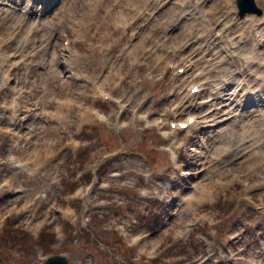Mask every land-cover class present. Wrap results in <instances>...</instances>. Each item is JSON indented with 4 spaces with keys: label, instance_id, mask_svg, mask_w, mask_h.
Returning <instances> with one entry per match:
<instances>
[{
    "label": "rangeland",
    "instance_id": "obj_1",
    "mask_svg": "<svg viewBox=\"0 0 264 264\" xmlns=\"http://www.w3.org/2000/svg\"><path fill=\"white\" fill-rule=\"evenodd\" d=\"M12 1L14 3L11 8L0 6L7 7L4 16L7 33L24 19L25 14L22 13H34L32 9L28 10L29 13L17 11L18 8L26 11V2L20 5L18 0ZM78 1L77 6H80L75 7L68 21L63 24L65 33L78 36L75 46L78 56H83L81 62L76 59L74 71L95 80L97 77L107 79L110 97L107 100L95 99L94 89L83 87L77 80L75 82L80 83L81 87H77V90L76 87L73 88L81 96L84 88L88 95L82 96L86 97L83 102L97 107L107 120L78 126L77 114H72L70 121L60 125L57 132L53 130L46 137L56 136L57 148L66 137L80 140V145H86L84 148L74 153H57L55 158H49V162L43 166L36 163V156L27 159L31 162L29 166L18 165L21 159L23 161L33 152L24 147L27 135L22 129H35L37 122V114L34 112L22 115L23 119H27L22 125H18L22 117L20 113L37 103L30 94L40 92L42 84L43 88L48 84L43 81L51 77H46L49 70L58 65L59 57L50 60L48 52L49 47L58 50L57 35L52 34V28L45 29V36L35 31L21 50H16L14 46L0 49V63L4 62L0 66V264H40L51 254L65 255L69 264H148L143 259L149 260L153 254H148L147 249H143L142 254L139 253L143 259L134 263L137 261V249L130 244L135 231L152 234L153 243L157 247L170 249V244L174 243V247L178 248L176 251L194 249L193 254L206 252L209 259L203 264H252L249 258L254 253L264 259V210L260 208L264 205V196L257 192V187L247 190L246 183H258L264 177V168H260L264 160V113H258L255 121H251L249 131H245L242 136L236 133L233 139L226 135L227 130L218 131L213 136L207 133L195 134L193 137L183 131L175 132L172 139L182 141L186 146L173 148L171 155L159 149L167 146L171 140L157 136L159 140L152 142L151 135H140L138 129L142 125L135 123L141 121H137V115L132 114L137 103L142 105L147 97L144 105L147 111H141L143 114H159L164 111L163 105L167 104L165 91L175 81L168 64L182 62L174 55L173 49L187 42L189 34L197 29L194 26L204 33L206 28L216 25L219 16L235 7L234 2ZM257 2L264 8V0ZM184 12H187L186 17L179 20ZM132 16L136 17L130 29L134 32L133 39L129 36V31L120 39L122 35L115 29L116 19L127 22ZM228 25L229 20L225 23V26ZM256 27L259 33L253 34L251 40L254 48L262 40L259 37L264 35V24ZM30 29L32 22L27 19L14 41ZM237 30L236 28L234 33ZM234 45L236 50H244L240 42ZM226 46L224 40L220 43L205 42L200 50L199 46L193 44L181 58L194 57L195 54L198 55L199 65L207 60L220 78L233 81L234 72L241 70L243 73L239 76L240 79L248 80L247 74L258 70L259 66L250 67L237 60H228L225 56ZM194 49L196 50L192 53ZM204 52L210 57L203 56ZM259 52L264 53L263 46L257 47V53ZM7 75L13 76L12 84L8 82ZM53 79H49L51 84H54ZM35 84L39 86L35 87ZM119 104L124 106L121 114L117 112ZM263 104L264 99L259 100L258 108ZM31 111H34V107H31ZM50 112L47 109L46 114L49 115ZM108 118L112 123L109 127L121 129L120 133L108 134L101 126L108 124ZM116 121L120 126L114 125ZM29 138L30 141L26 143L35 145L36 142H32L34 138ZM87 138H91L90 142L85 141ZM259 140L261 143L244 155L243 163H239L237 168L234 166L233 173L226 170L217 175L228 182L226 188H210L208 198L194 203L188 213L174 220V206L187 208L194 191L187 183L184 170L187 171L197 160L201 143L205 141L203 144L210 150L203 155L205 157L221 141L233 154L230 158H236L239 149H248ZM240 141L243 142L242 145L239 144ZM105 144L109 147L105 148ZM120 144L123 145L124 152L112 156L103 165L100 164L99 160ZM135 146L143 151L134 150L132 147ZM139 154H143L144 158ZM214 161L219 160L211 158V162ZM179 165L182 166L180 170ZM114 172H118L119 176ZM243 172L247 173L244 179L239 175ZM237 173L235 179L234 174ZM92 175L93 182L88 183ZM147 175L160 177H151L154 187L144 188ZM117 182L130 186L118 188L115 187ZM159 189L167 190V196L161 204L149 197ZM143 193L145 194L142 195ZM24 205L27 206L25 210ZM84 205H87L86 211ZM66 208L70 211L68 215L63 212ZM93 217L94 222L99 219V229L103 231L100 232L99 239L95 237L97 241L88 234H82L83 228ZM149 217L151 219L147 220ZM134 219L138 220L136 225ZM40 220H44V223L33 229L34 224ZM100 221L105 222L103 229L106 231L100 228ZM94 222H90L86 228L95 233L98 230ZM182 228L187 229V235L182 240H175L173 233ZM231 234L235 235L233 241ZM226 249L235 251L232 262L227 260ZM162 250L158 249V252ZM168 253L167 250L166 255ZM216 255L219 257L217 263L213 260ZM160 256H165V252ZM160 256L156 255V263H165L166 256Z\"/></svg>",
    "mask_w": 264,
    "mask_h": 264
},
{
    "label": "bare ground",
    "instance_id": "obj_2",
    "mask_svg": "<svg viewBox=\"0 0 264 264\" xmlns=\"http://www.w3.org/2000/svg\"><path fill=\"white\" fill-rule=\"evenodd\" d=\"M58 0H48L46 1L44 4V8L45 9H48V8H51L50 7V4L51 2H56ZM10 3H13L12 1H10ZM80 5H76V7H79ZM27 8H30L29 5L27 4ZM7 13L6 10H3L0 12V20L2 19L3 16H5V14ZM133 23H131L132 25ZM130 28V22L126 23L123 25V29L127 30ZM179 29V28H178ZM4 62L0 63V66L3 65ZM5 64L9 65V63L5 62ZM8 70V69H7ZM113 70H115L113 68ZM112 71V70H110ZM184 77V76H183ZM70 84L72 85V87H78L79 85L75 84V83H71ZM229 87V88H228ZM227 90H229V92L227 93V97L225 99V101L222 99V100H216V101H211L212 103L210 104V107H214L215 110L214 112L210 113V112H204L205 110H200L198 108H192V114L196 116L197 119H203L204 117H209V116H212L214 120H218L217 121V124H216V127L215 129L217 130H221L224 126H227L226 123L230 120L229 117H234L233 119L231 118V120L233 121H237V124L236 126H239L241 123H243L244 121L247 122L248 120H254L255 121V118L256 116H250L249 118H244V115L237 112V103L235 102V97L238 95V90L240 91L242 88H238V90L236 89L235 85H232V84H228L227 85ZM54 89L53 87H50L49 88V94L48 95H51L53 93ZM34 99L36 101H40V102H43L44 98L37 92L34 96ZM48 101V99L46 100ZM47 107V106H46ZM54 116H55V119L56 120V117H60L61 119H57V123L58 124H62V123H65L68 119H69V114H66L64 111H62L60 108H58L57 106H54ZM262 112L264 113V107L261 109ZM92 116V115H91ZM189 116H192V115H188L186 117V119L189 117ZM246 119V120H243V119ZM99 119H102V117L100 116ZM39 120V122H38ZM37 122H36V127L35 129H33L31 131V129H22L26 132V135H31L35 140L36 137L38 136H42L44 137L45 133L48 132L50 129H56L57 128V124L56 122H52V123H48L46 120V118L44 117H41L40 119H38ZM202 123L199 122L198 120H196L195 123H193L192 125L193 126H199L201 125ZM18 125H22L21 123H18ZM251 127V126H250ZM45 132V133H44ZM45 140V139H44ZM261 143V140L257 141L255 144L256 145H259ZM26 147V146H24ZM212 155V153H211ZM198 159L195 161V163L189 167V169L187 171H185V175H186V179H187V183L190 184L191 182H193L194 184H190L192 186L196 188H199V189H205V187H207V184L208 182L211 180L210 177L209 179L210 180H207V176L209 175L210 171L212 170V168L214 166H210V161L206 158H200V154L198 155ZM239 161V160H238ZM238 165V163H237ZM191 178H195V180H191ZM192 197H194V194H191ZM188 207H190V205H188ZM176 211V215L174 216V220L176 219H180L182 218V215L184 213H188L190 210L187 209L186 207H181V205H176L174 206L173 208V212ZM150 241L152 242L153 241V238L151 239H146L145 240V244H147V242ZM152 246V245H151ZM252 264H260V258L256 256L252 257ZM261 264H264V262H262Z\"/></svg>",
    "mask_w": 264,
    "mask_h": 264
},
{
    "label": "water",
    "instance_id": "obj_3",
    "mask_svg": "<svg viewBox=\"0 0 264 264\" xmlns=\"http://www.w3.org/2000/svg\"><path fill=\"white\" fill-rule=\"evenodd\" d=\"M44 264H67L65 257L53 256L50 257Z\"/></svg>",
    "mask_w": 264,
    "mask_h": 264
}]
</instances>
